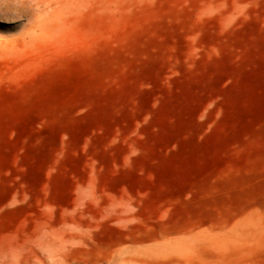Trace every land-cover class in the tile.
<instances>
[{
    "label": "rangeland",
    "instance_id": "1",
    "mask_svg": "<svg viewBox=\"0 0 264 264\" xmlns=\"http://www.w3.org/2000/svg\"><path fill=\"white\" fill-rule=\"evenodd\" d=\"M0 264H264V0H0Z\"/></svg>",
    "mask_w": 264,
    "mask_h": 264
},
{
    "label": "bare ground",
    "instance_id": "2",
    "mask_svg": "<svg viewBox=\"0 0 264 264\" xmlns=\"http://www.w3.org/2000/svg\"><path fill=\"white\" fill-rule=\"evenodd\" d=\"M56 4V3H55ZM59 5V4H58Z\"/></svg>",
    "mask_w": 264,
    "mask_h": 264
}]
</instances>
